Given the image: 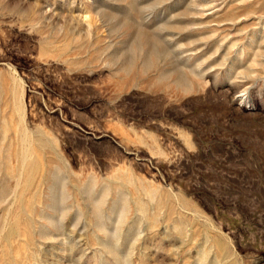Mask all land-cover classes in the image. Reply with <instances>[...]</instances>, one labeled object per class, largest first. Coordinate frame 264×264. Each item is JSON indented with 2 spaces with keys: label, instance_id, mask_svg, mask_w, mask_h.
<instances>
[{
  "label": "rangeland",
  "instance_id": "374dc122",
  "mask_svg": "<svg viewBox=\"0 0 264 264\" xmlns=\"http://www.w3.org/2000/svg\"><path fill=\"white\" fill-rule=\"evenodd\" d=\"M0 264H264V0H0Z\"/></svg>",
  "mask_w": 264,
  "mask_h": 264
}]
</instances>
